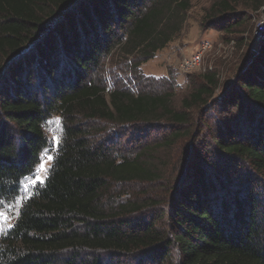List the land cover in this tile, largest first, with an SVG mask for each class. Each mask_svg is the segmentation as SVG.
Here are the masks:
<instances>
[{
  "label": "trees",
  "instance_id": "obj_1",
  "mask_svg": "<svg viewBox=\"0 0 264 264\" xmlns=\"http://www.w3.org/2000/svg\"><path fill=\"white\" fill-rule=\"evenodd\" d=\"M189 8L0 0V208L20 197L45 151L52 157L0 234V264H264V35L232 81L203 73L179 107L173 78L139 71L179 35ZM261 9L264 0H216L206 21L239 47L256 42ZM115 57L126 85L100 76ZM214 112L227 118L199 148ZM182 141L190 148L161 211L147 216V200L115 194L159 181L157 155Z\"/></svg>",
  "mask_w": 264,
  "mask_h": 264
},
{
  "label": "rangeland",
  "instance_id": "obj_2",
  "mask_svg": "<svg viewBox=\"0 0 264 264\" xmlns=\"http://www.w3.org/2000/svg\"><path fill=\"white\" fill-rule=\"evenodd\" d=\"M214 1L216 0H189L190 8L186 13L185 22L179 35L162 51L158 52L152 60L144 63L139 68L140 73L145 77L156 79L171 77L174 79L173 102L176 107H179L181 100L187 96L195 83H198V76L203 73L216 71L219 74L221 84L232 81L234 74H236V68L240 66V62L246 59L251 52H255L257 42L259 44L263 38L257 39L255 43L251 42L248 44L247 42L238 47L231 38L223 37L218 31L210 28L211 24L206 21V16ZM252 15L250 32L253 35L258 24L264 22V9ZM239 37L248 39L247 35H239ZM204 43H208L210 48L202 54L199 70L190 74H180L177 69L183 58L200 51ZM112 63L111 59L105 61L103 73L100 76L104 78L108 86L114 80L126 85L131 75L125 70L121 71V73L114 70L116 68L114 66H116V63L118 64L117 57L113 59ZM225 114L223 112H214L213 115L206 116V128H202L204 130L203 134L205 133L206 135L198 137V141L195 143L196 146L201 143L202 139L205 141H202L199 148L206 145L211 132L216 130L217 122L226 120ZM199 130H201L200 127ZM46 131L53 149H55L60 141V119L52 117L47 122ZM188 147L190 148L189 143L182 141L169 151H160L159 155H157L160 158L158 159L161 177L159 181L150 184L117 186L115 194L124 192L127 194L124 198H128L133 202L147 200L149 204L144 213L147 216L158 213L163 209L169 198L170 187L178 176L180 163L184 160ZM49 156H51L50 151H45L41 158V163L44 164L46 171L40 170L38 167L34 175L23 182L20 197L13 204L0 208V213H2L0 215V234L12 226L20 204L29 196L34 186L45 179L52 162L48 160ZM37 176L41 179L38 180Z\"/></svg>",
  "mask_w": 264,
  "mask_h": 264
},
{
  "label": "built area",
  "instance_id": "obj_3",
  "mask_svg": "<svg viewBox=\"0 0 264 264\" xmlns=\"http://www.w3.org/2000/svg\"><path fill=\"white\" fill-rule=\"evenodd\" d=\"M253 35L254 37H256V39H261V37H263L264 22L258 24ZM209 48H210V45L208 43H204L200 51L186 58H183V60L180 62L178 66V69H177L178 72L180 74H190L196 70H199L200 65H201V56Z\"/></svg>",
  "mask_w": 264,
  "mask_h": 264
},
{
  "label": "snow or ice",
  "instance_id": "obj_4",
  "mask_svg": "<svg viewBox=\"0 0 264 264\" xmlns=\"http://www.w3.org/2000/svg\"><path fill=\"white\" fill-rule=\"evenodd\" d=\"M54 139H55V138H54ZM51 159H52V157L49 156V157H48V160H51ZM39 169H40V170H43V171H46V169H45L43 163H40V164H39ZM37 179L40 180L41 178H40L39 176H37ZM41 182H42V180H41ZM0 215H2V213H0Z\"/></svg>",
  "mask_w": 264,
  "mask_h": 264
}]
</instances>
